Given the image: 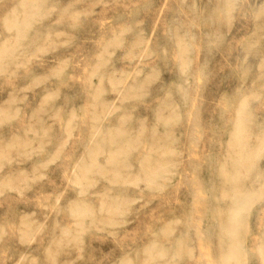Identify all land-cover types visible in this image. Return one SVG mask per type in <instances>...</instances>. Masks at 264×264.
<instances>
[{
  "label": "rangeland",
  "instance_id": "1",
  "mask_svg": "<svg viewBox=\"0 0 264 264\" xmlns=\"http://www.w3.org/2000/svg\"><path fill=\"white\" fill-rule=\"evenodd\" d=\"M23 1L0 264H264V0Z\"/></svg>",
  "mask_w": 264,
  "mask_h": 264
},
{
  "label": "bare ground",
  "instance_id": "2",
  "mask_svg": "<svg viewBox=\"0 0 264 264\" xmlns=\"http://www.w3.org/2000/svg\"><path fill=\"white\" fill-rule=\"evenodd\" d=\"M24 1H26V0H24ZM24 1H23V2H24ZM36 6H37V5H36ZM22 7H23V6H22ZM32 7H33V6H32ZM11 9H12V8H11ZM35 10H36V9H35ZM9 11H10V10H9ZM34 12H35V11H34ZM21 13H22V12H21ZM24 13H25V12H24ZM29 13H30V12H29ZM27 15H28V14H27ZM7 16H8V15H7ZM28 16H30V15H28ZM14 17H15V16H14ZM21 17H22V16H21ZM23 18H24V17H23ZM25 18H26V17H25ZM27 20H28V19H27ZM19 21H20V20H19ZM27 22H28V21H26V23H27ZM18 23H19V22H18ZM18 23H17V24H18ZM19 24H20V23H19ZM13 26H14V25H13ZM18 26H19V25H18ZM24 26H25V25H24ZM19 27H20V26H19ZM21 27H22V26H21ZM17 29H19V28H16V30H17ZM22 29H23V30H20V31L18 30V34H20V36H21V35L23 36V33H24V31H25L24 28H22ZM26 30H27V29H26ZM55 33H56V32H55ZM24 34H25V33H24ZM14 35H17V31H16V34H14ZM35 35H36V34H35ZM6 36H7V35H6ZM17 38H18V37H17ZM21 38H22V37H21ZM8 39H9V38H8ZM50 39H51V38H50ZM52 39H53V38H52ZM16 40H17V39H16ZM19 41H20V40H19ZM10 43H11V42H10ZM55 43H56V42H55ZM10 49H12V48H10ZM4 52H5V51H4ZM1 53H2V52H1ZM0 55H1V54H0ZM118 93H119V92H118ZM236 175H237V174H236ZM236 179H237V178H236ZM237 181H238V180H237ZM261 181H262V180H261ZM234 189H235V188H234ZM259 189H260V188H259ZM240 194H241V193H240ZM248 194H249V193H247V195H248ZM250 194H251V193H250ZM250 194H249V195H250ZM253 194H254V193H253ZM251 195H252V194H251ZM240 197H241V196H240ZM244 197H245V195H244ZM246 198H247V197H246ZM241 201H242V199H241ZM245 201H246V199H245ZM245 201H244V202H245ZM247 201H248V200H247ZM247 201H246V202H247ZM240 204H241V203H240ZM238 209H239V208H238ZM238 209H237V211H236V213H235V217H237V216L240 214V210H238ZM233 213H234V212H233ZM233 213H232V214H233ZM233 220H234V219H233ZM235 222H236V221H235ZM228 225H229V224H228ZM232 226H233V227H232ZM225 227H227V226H225ZM227 228L229 229V227H227ZM227 228H226V229H227ZM224 229H225V228H224ZM224 229H223V230H224ZM228 229H227V230H228ZM238 229H239V227H238L237 225H235V224H232V222H231L229 233H230L231 235H234V236H235V235H236V232L238 231ZM232 249H233V247H232ZM233 250H234V249H233ZM234 251H235V250H234ZM235 253H236V251H235ZM227 260H228V259H227ZM228 261H229V260H228ZM236 264H238V262H237Z\"/></svg>",
  "mask_w": 264,
  "mask_h": 264
}]
</instances>
